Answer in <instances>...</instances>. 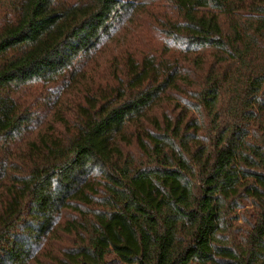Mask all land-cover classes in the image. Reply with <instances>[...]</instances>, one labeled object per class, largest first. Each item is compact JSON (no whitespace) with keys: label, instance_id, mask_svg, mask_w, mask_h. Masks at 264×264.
<instances>
[{"label":"trees","instance_id":"trees-1","mask_svg":"<svg viewBox=\"0 0 264 264\" xmlns=\"http://www.w3.org/2000/svg\"><path fill=\"white\" fill-rule=\"evenodd\" d=\"M0 264H264V0H0Z\"/></svg>","mask_w":264,"mask_h":264},{"label":"rangeland","instance_id":"rangeland-1","mask_svg":"<svg viewBox=\"0 0 264 264\" xmlns=\"http://www.w3.org/2000/svg\"><path fill=\"white\" fill-rule=\"evenodd\" d=\"M131 41V40H130ZM132 42V41H131Z\"/></svg>","mask_w":264,"mask_h":264}]
</instances>
